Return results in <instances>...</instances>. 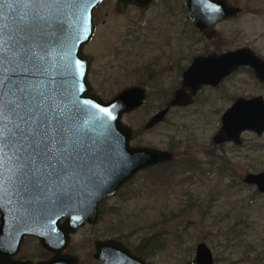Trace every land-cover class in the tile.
<instances>
[{"label":"water","instance_id":"1","mask_svg":"<svg viewBox=\"0 0 264 264\" xmlns=\"http://www.w3.org/2000/svg\"><path fill=\"white\" fill-rule=\"evenodd\" d=\"M101 0H0V264H76L65 251L70 233L95 222L98 203L138 170L167 162V149L130 145L131 129L121 115L142 104L144 89L128 85L102 99L87 80L90 55L82 51L94 31L93 9ZM152 0H115L144 8ZM190 22L203 36L233 17L227 0H184ZM237 65H248L264 80V61L248 47L195 56L181 73V85L168 105H184L201 84H217ZM14 73V75H13ZM23 82L21 95L9 82ZM188 91H184V89ZM168 105L144 126L160 120ZM47 120L52 167L29 147L35 118ZM264 129L259 95L237 97L220 115L214 143L239 142L242 130ZM242 181L264 193V170L246 172ZM61 219V222H59ZM25 235L49 252L45 259H14ZM92 257L101 264H146L115 238L93 241ZM194 264H211V248L194 245Z\"/></svg>","mask_w":264,"mask_h":264},{"label":"rangeland","instance_id":"2","mask_svg":"<svg viewBox=\"0 0 264 264\" xmlns=\"http://www.w3.org/2000/svg\"><path fill=\"white\" fill-rule=\"evenodd\" d=\"M238 1L241 12L216 23L206 37L190 22L184 0L125 4L122 10L115 0H101L94 7L95 32L82 47L92 56V88L108 97L127 85L142 86V104L120 118L135 130L130 143L170 148L174 158L138 170L102 200L97 221L70 234L67 250L78 256L76 264H101L90 255L96 238L118 239L134 251L156 232L154 251H134L146 264H194L197 241L211 248V264H264V193L242 181L246 172L264 170V131L244 130L240 143L211 141L234 97L262 94L250 69L240 67L217 86L200 88L193 102L171 106L144 126L178 86L179 67L191 53L245 45L264 53V0ZM40 247L35 237H25L16 257L42 256Z\"/></svg>","mask_w":264,"mask_h":264},{"label":"flooded vegetation","instance_id":"3","mask_svg":"<svg viewBox=\"0 0 264 264\" xmlns=\"http://www.w3.org/2000/svg\"><path fill=\"white\" fill-rule=\"evenodd\" d=\"M228 1V3H231V4H233L234 6H237L238 7V12L236 13V15L235 16H233V17H230V18H227V19H223V20H228V19H231V18H234V17H236L240 12H241V10H242V7L240 6V2L238 1L237 2V0H227ZM128 5V4H127ZM223 20H220V21H217L216 23H218V22H221V21H223ZM215 23V24H216ZM95 24V23H94ZM214 24V25H215ZM213 25V26H214ZM195 30L197 31V33L198 34H200V35H202L196 28H195ZM94 32H95V27H94V31H93V34H94ZM93 34H92V36H91V38H90V40L88 41V42H86L85 44H83L84 46L86 45V44H88L89 42H91V40H92V38H93ZM199 35V36H200ZM83 47V46H82ZM239 47H248L254 54H256L258 57H260L263 61H264V53L263 54H259V53H257L256 51H254L251 47H249V46H247V45H245V46H238V47H234V48H232V49H235V48H239ZM226 50H230V49H226ZM226 50H222V51H226ZM82 51L84 52V53H86V54H88V55H90V57H91V59H90V63H89V66H88V69H87V80H88V82H89V84H90V86H91V90L93 91V92H95V90L92 88V84H91V82H90V79H89V73H90V66H91V61H92V56H91V54H89V53H87V52H85L84 51V49L82 48ZM221 50H219L218 48H216V47H214L213 49H211V51H208V52H206V53H197V54H194V53H191L190 54V56L188 57V63L187 64H184V65H182L181 67H179V68H181V70H180V72H179V74H180V79H179V84H178V86L176 87V88H174L173 90H172V92H171V94L166 98V101L164 102V104H163V106H161L160 108H162V107H164V106H166V105H168V102H169V99L172 97V94H173V92L176 90V89H178L179 87H180V85H181V73H182V71L186 68V66L191 62V60L195 57V56H201V57H204V56H208V55H210V54H219L220 52H222ZM240 67H247V68H249L250 69V71L252 72V68L250 67V66H248V65H237L229 74H227L226 76H224L223 78H225V77H228V75H230V74H232L236 69H238V68H240ZM253 74V73H252ZM254 76V75H253ZM223 78L217 83V84H215V85H211L210 83H207V84H201V85H199L198 87H197V89L195 90V92L191 95V101L190 102H188V103H186V104H184V105H172V106H185V105H188L189 103H191V102H193V100H195L196 98H195V95H196V93L198 92V90L200 89V88H203V87H215V86H217L220 82H222L223 81ZM254 78L256 79V82L257 83H259L260 84V86H261V93L262 94H260L259 96H260V98H261V103L264 105V80H259V79H257L255 76H254ZM131 85H134V84H131ZM138 85V84H137ZM128 86V85H127ZM125 87V86H124ZM184 91H188V89H184ZM95 93H97V92H95ZM115 94V93H114ZM114 94H112V95H110V96H108V97H101L102 99H108L109 97H112ZM251 96H255V95H250V96H248V97H251ZM237 97H241V96H236V97H234V99L233 100H235ZM242 98H247V97H242ZM233 100H232V102H233ZM142 102H143V100H142ZM231 102V103H232ZM169 107H171V105H168V108ZM228 107V106H227ZM226 107V108H227ZM160 108H158V109H156V111L157 110H159ZM168 108H167V110H168ZM225 108V109H226ZM224 109V110H225ZM167 110H166V112H167ZM224 110L222 111V112H224ZM155 111V112H156ZM165 112V113H166ZM154 113V112H153ZM152 113V114H153ZM165 113H164V115H165ZM164 115H163V117H164ZM221 115V114H220ZM148 120V119H147ZM145 124V123H144ZM219 124H220V118H219ZM219 127V126H218ZM217 127V128H218ZM217 130V129H216ZM215 130V131H216ZM242 131H244V130H242ZM241 131V132H242ZM262 131H264V129L262 130ZM261 131V132H262ZM133 132H135V130H131V135H133ZM241 132H240V134H239V142L238 143H240L241 142V137H240V135H241ZM214 133V132H213ZM212 136V135H211ZM130 139H131V136H130ZM130 139H129V144L130 145H139V144H132V143H130ZM212 141V140H211ZM213 142V141H212ZM223 142H231V141H223ZM223 142H221V143H223ZM214 143V142H213ZM232 143H234V142H232ZM215 144H219V143H215ZM167 150H169L170 152H171V154H172V159L174 158V153H173V151L170 149V148H166ZM171 159V160H172ZM171 160H169V161H171ZM169 161H167V162H169ZM163 163H166V162H162V163H157V164H153V165H151V166H158V165H161V164H163ZM148 167H150V166H148ZM261 171V170H260ZM258 172V171H257ZM243 177V176H242ZM119 188V187H118ZM117 188V189H118ZM104 199V198H103ZM103 199H101L100 201H99V203H98V208H100V203L102 202V200ZM98 216H99V211H98V215H97V219H98ZM97 219H96V221H97ZM59 222H61V219H59ZM83 223L84 224H89L87 221H83ZM92 223H94V222H92ZM71 234V233H70ZM25 237H28V235H25L24 237H23V239L25 238ZM31 237V236H30ZM33 237V236H32ZM22 239V240H23ZM97 239V238H96ZM98 239H101V238H98ZM95 240V239H94ZM38 241V240H37ZM69 242H70V236H69ZM68 242V244H67V246H66V248H65V251L66 252H68V253H72V252H69L67 249H68V246H70V243ZM198 242V241H197ZM39 243V242H38ZM195 245V244H194ZM42 247V246H41ZM92 248H93V241H92ZM42 249H44L43 247H42ZM45 250V249H44ZM17 253V252H16ZM16 253L15 254H13L12 255V257L14 258V259H21V260H24V259H27V257H20V256H18V257H16ZM90 255H91V257H92V254L90 253ZM49 256V252L48 251H46L45 250V253L42 255V256H39V257H36V258H34V259H31V258H28V259H30V260H32V261H35V260H38V259H45V258H47ZM213 256V255H212ZM93 258V257H92ZM94 259V258H93ZM78 262V261H77Z\"/></svg>","mask_w":264,"mask_h":264},{"label":"snow or ice","instance_id":"4","mask_svg":"<svg viewBox=\"0 0 264 264\" xmlns=\"http://www.w3.org/2000/svg\"><path fill=\"white\" fill-rule=\"evenodd\" d=\"M14 75V73H13ZM9 82L16 89L18 93L23 95L26 90V85L23 82H13L11 77L9 78ZM3 80H0V88L3 87ZM47 120L46 118L41 121L40 117L35 118V123L30 132L26 131V135L31 139V144L29 147L32 149L33 153L39 158L43 157L46 166L52 167V155L51 148L48 143V132L46 128Z\"/></svg>","mask_w":264,"mask_h":264},{"label":"trees","instance_id":"5","mask_svg":"<svg viewBox=\"0 0 264 264\" xmlns=\"http://www.w3.org/2000/svg\"><path fill=\"white\" fill-rule=\"evenodd\" d=\"M184 161H188V160H184ZM190 162V161H188ZM190 165H193L192 163L189 164ZM101 212V211H100ZM100 215V214H99ZM158 232H156L155 234H152V235H148V238L147 239H144L145 241H140L138 243H136L135 246L132 247V249L136 252H150V251H154L156 249V247L159 246V243H158V240H157V236H158ZM129 248V247H128ZM41 251L43 253H45V250L42 249L40 247ZM130 249V248H129ZM131 250V249H130ZM132 251V250H131ZM134 251H132L133 253H135ZM135 254H138V253H135ZM139 255V254H138ZM141 256V255H140ZM142 257V256H141Z\"/></svg>","mask_w":264,"mask_h":264}]
</instances>
